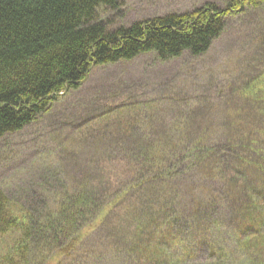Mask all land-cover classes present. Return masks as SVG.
<instances>
[{"label": "rangeland", "instance_id": "374dc122", "mask_svg": "<svg viewBox=\"0 0 264 264\" xmlns=\"http://www.w3.org/2000/svg\"><path fill=\"white\" fill-rule=\"evenodd\" d=\"M119 1L118 12L98 9L99 19L110 30L170 13H190L207 3L223 8L230 0ZM249 121L248 137H261L264 4L228 15L224 30L202 56L184 53L160 61L146 53L131 61L91 67L80 86L59 95L47 113L0 138V189L21 222L43 223L58 196L95 182L106 188L111 179H101L100 170L106 168L113 175L125 166L121 160H108L116 158L114 150H123L110 145L111 129L149 137L173 128L202 135L209 146L245 135L246 127H239ZM233 156L238 158L239 153ZM257 157L264 159V153ZM210 175L207 167L194 166L175 184L165 185V202L171 207L169 214L178 219L180 239L163 261L146 259L136 247L142 235L138 220L145 213L122 206L98 228L109 210L105 208L82 231L84 239L69 257L55 254L48 260L51 246L32 238L22 261L19 247L26 240L21 229L11 231L0 237V264H8L9 257L19 264H210L219 258L221 264H250L247 251L238 244L233 196ZM252 181L262 184L256 178Z\"/></svg>", "mask_w": 264, "mask_h": 264}, {"label": "trees", "instance_id": "16d2710c", "mask_svg": "<svg viewBox=\"0 0 264 264\" xmlns=\"http://www.w3.org/2000/svg\"><path fill=\"white\" fill-rule=\"evenodd\" d=\"M263 4L264 0H230L219 8L207 3L190 13H170L110 30L99 19L98 9L118 12L119 0H0V138L47 113L58 93L78 88L91 67L131 61L146 53L160 61L184 53L202 56L224 30L228 15ZM251 122L239 127H246L245 135L209 146L202 135L173 128L149 137L111 129L110 145L123 150H114L116 158L108 160H121L125 166L116 168L113 175L106 168L100 170V178L109 182L110 177V185L98 188L95 182L81 186L77 193L61 194L43 223L21 222L0 189V237L22 230L26 240L19 247L22 261L32 238L51 246L48 260L55 254L69 257L84 239L82 231L105 208L109 210L98 228L122 206L131 207L145 213L138 220L142 235L136 247L146 259L160 261L173 253L180 239L178 219L169 214L171 207L165 202V185L175 184L186 171L201 166L233 196L237 240L247 251L249 263L264 264V159L257 157L264 153V134L249 138ZM237 152L238 158L233 156ZM252 178L261 186L253 184ZM7 263L19 261L9 257ZM210 264H221L220 258Z\"/></svg>", "mask_w": 264, "mask_h": 264}, {"label": "water", "instance_id": "95a60500", "mask_svg": "<svg viewBox=\"0 0 264 264\" xmlns=\"http://www.w3.org/2000/svg\"><path fill=\"white\" fill-rule=\"evenodd\" d=\"M84 81V80H83ZM82 81V82H83ZM66 90H67V88H65L62 92H60V93H58V95H62V94H64L65 92H66Z\"/></svg>", "mask_w": 264, "mask_h": 264}, {"label": "bare ground", "instance_id": "6f19581e", "mask_svg": "<svg viewBox=\"0 0 264 264\" xmlns=\"http://www.w3.org/2000/svg\"><path fill=\"white\" fill-rule=\"evenodd\" d=\"M67 91V90H66Z\"/></svg>", "mask_w": 264, "mask_h": 264}]
</instances>
